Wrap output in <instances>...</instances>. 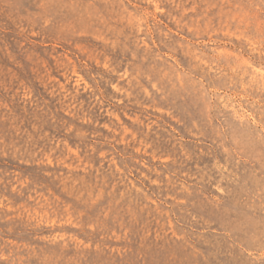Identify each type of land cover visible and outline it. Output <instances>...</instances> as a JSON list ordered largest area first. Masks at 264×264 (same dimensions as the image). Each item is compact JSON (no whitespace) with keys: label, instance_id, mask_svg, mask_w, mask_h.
Here are the masks:
<instances>
[{"label":"rangeland","instance_id":"374dc122","mask_svg":"<svg viewBox=\"0 0 264 264\" xmlns=\"http://www.w3.org/2000/svg\"><path fill=\"white\" fill-rule=\"evenodd\" d=\"M0 264H264V0H0Z\"/></svg>","mask_w":264,"mask_h":264}]
</instances>
